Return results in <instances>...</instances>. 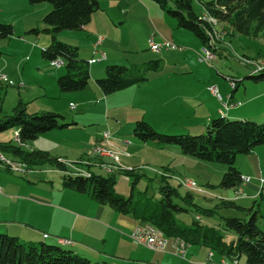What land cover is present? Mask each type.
I'll return each mask as SVG.
<instances>
[{
  "label": "rangeland",
  "instance_id": "374dc122",
  "mask_svg": "<svg viewBox=\"0 0 264 264\" xmlns=\"http://www.w3.org/2000/svg\"><path fill=\"white\" fill-rule=\"evenodd\" d=\"M117 1L119 0H99L102 7L101 12L105 17L109 15L115 19L119 15L120 9L117 6L119 4ZM139 1L141 3L136 2V0L134 2L128 0L133 5L131 17L133 14L136 16L129 20L128 24H119L118 21L116 24H111L109 43H102L100 46L101 52H104L105 55L108 50L110 51V57L91 67L90 86L85 91L69 93H62L57 84L58 78L66 74L65 66L54 65L42 57V50L52 40L51 35L45 31L49 26L43 21L46 14L52 10V6L47 3L40 4L41 7H47L48 11L42 21L39 22V25L33 27V29H38L39 33H34L30 32L32 28L27 27L25 18L22 17L23 19L18 21L7 19L13 18L11 17L12 12L8 6H3L0 3V19L6 18L4 19L6 21H0V23L12 24L15 31L10 39L0 40V50L4 53V56L0 58V77L5 76L8 79V82L0 79V100H2L0 118L13 115L15 108L20 103L26 106L29 114L55 112L65 116L69 121H72L73 117L84 113V124L86 125L84 129L53 130L60 134L59 140L69 138L75 142L83 139L84 146L86 145L87 148L84 151V160H86L84 161V171L76 166L81 160L71 157L72 161L76 162H65L60 158L65 164L69 163L67 164L69 168L66 173L89 175L90 171H95L99 174L114 176L116 192L124 197L132 195L136 200L139 198H149L152 201L160 200L163 196L161 187L170 184L179 193L178 196H174V201L189 209L177 212L176 217L186 224H191L194 219H198L203 224L223 228L227 241L235 239L237 233L232 230H224V218L240 217L249 219L248 210L252 205H255L259 209L258 225L264 230V148L257 149L258 147H256L253 150V152L256 150V155L253 152L238 154L236 165L243 171L244 175L249 176L257 172L259 182L262 181L259 190L245 187L246 193L239 195L237 193L239 188H222L219 185L227 169V165L222 162L206 161L194 157L200 164L190 165L187 163L188 172L186 173L188 174H186L180 160L170 149L168 150L172 147L179 148V145L159 147L156 146L154 141H146L149 142L146 143L134 137L137 143L128 148L122 138V136H130V134L134 136L136 117L145 113H148L147 119L152 120L151 122L156 125L154 128L159 132L167 134L204 133L208 124L206 116H209L212 120L216 111L219 112L220 109L225 112L220 116H226L227 112L224 104L229 102L240 109L238 114L241 115V118L235 120L250 119L263 122L264 81L256 83L247 77L252 75L253 71L263 69H257L258 64L264 67V39L237 34L234 36L224 35L225 32H221L222 28L218 26L215 33L216 39L220 42L218 48L221 49L220 52L223 56H216L214 53L213 55L207 52L216 60L206 62L204 61L206 57L204 47L193 33L179 29L177 21L162 11L155 2L151 0ZM142 3H150L154 7L156 6L161 12V16L152 13L151 23L148 20V10ZM194 6L196 12L201 14L203 11L201 2L195 0ZM174 25H176V32H174ZM157 28H160L162 32ZM102 36L105 37L104 34ZM98 37V34H89L88 30L62 31L57 34L59 41L78 47L80 57L86 60L95 53L94 45H96ZM152 38L157 44L168 41L176 47L171 50L174 56L168 57L167 68L164 73L177 70L176 72L179 74V78L173 80V82L157 84L155 94L163 98L172 92H183L186 99L191 98L192 101L190 99L186 100L174 109L166 106L161 101H152L151 94H149L150 90L145 93L134 87L104 96L97 85L93 86L96 80L106 77V74L92 76L93 69L103 67L105 72V68L109 63V65L131 66L132 64L141 65L148 62V54L152 53V50L147 47H149ZM137 48H141V51L137 52ZM160 53L158 52L157 59L161 58ZM100 58L96 56V59L99 60ZM211 77L213 80L209 81L208 78ZM230 80L233 82H230ZM219 82L223 83L222 87ZM232 83L238 84V90L230 101L234 89ZM210 87H218L219 95L224 101L220 100L219 95L214 96L211 94ZM224 90L228 92L227 98L223 97ZM83 93L84 103H81L82 105L78 103L79 101H73L74 104L80 106V109L75 111L70 109L69 102H65L64 95H83ZM197 96L199 98H194ZM156 113L159 116L153 117ZM118 114L123 118V122L120 124L117 122V118L120 116ZM119 118L121 119V117ZM107 131L111 134L109 140L104 138ZM17 132L15 129L1 132L0 141L3 140L2 142H4L12 139L13 143L17 144V142H20ZM98 144L101 147L116 150V154L107 151L95 152V148L99 147ZM122 149H128L131 153V157L127 159L129 162L123 159L125 153ZM257 150L259 153H257ZM3 152H0V166L18 173H25L27 167L25 162L9 159L11 153H8L6 149ZM98 155L113 157L117 161V165L112 167L111 171L108 168L100 167ZM118 157L122 158L121 162ZM123 163L132 165V167L128 168ZM170 166L172 172H168ZM177 166L181 168L179 169ZM45 169L59 172L58 168L54 169L49 165ZM181 175H188L187 177L196 181L197 187L189 185L190 179L182 181ZM51 179L55 180L53 176ZM60 179L57 177L55 181L59 182ZM189 195L192 198L188 197ZM84 196L88 195L85 194ZM223 200L234 201V205H225ZM138 227L146 230H159L151 225ZM176 239L184 241L181 238H172V240ZM187 245L189 246V244ZM193 246L200 245L194 244ZM219 257L220 254L214 251V259L217 261ZM221 259L235 260L238 264H248L245 254L239 259L226 256H222ZM94 261L93 263L96 264Z\"/></svg>",
  "mask_w": 264,
  "mask_h": 264
},
{
  "label": "trees",
  "instance_id": "16d2710c",
  "mask_svg": "<svg viewBox=\"0 0 264 264\" xmlns=\"http://www.w3.org/2000/svg\"><path fill=\"white\" fill-rule=\"evenodd\" d=\"M151 1L174 18L179 28L193 33L201 41L206 52L214 53L216 56H223L221 49L218 48L220 42L216 39L215 30L218 26L222 28L221 32H225L224 35L237 34L264 39V0H198L202 5L201 14L195 10V0ZM29 2L32 5L47 3L52 6V10L43 19L49 26L45 31L51 35L52 40L42 50V57L51 63L60 61L65 66L66 74L57 80L60 91L69 93L86 90L91 81L89 61L80 57L78 47L59 41L57 34L62 31L84 30L92 22L93 16L102 11L99 0H29ZM14 32L12 24L0 23V40L10 39ZM30 32L39 33V30L31 29ZM2 56L4 53L0 50V58ZM160 68V60L131 67L109 65L106 68V77L97 80V85L105 95H110L144 84L149 80V75ZM247 78L256 83L263 82L264 68L261 71H253ZM237 87L238 84L233 93ZM1 104L2 100L0 113ZM72 125L75 123H66L65 117L55 112L29 114L26 106L20 103L13 115L0 118V133L15 129L18 131L20 142L13 144L0 141V150L6 149L28 166L48 164L60 169L63 172L64 187L87 193L101 204L130 214L140 223L158 228L168 238H181L189 245H204L226 257L239 259L245 254L248 264H264V230L258 225L259 209L255 205L248 210L249 219L224 218V230L237 233L235 239L227 241L223 228L203 224L198 219H194L191 224L180 221L176 213L189 209L174 201V196H178L179 193L170 184L161 187L163 196L160 200L152 201L149 198L136 200L132 195L124 197L116 192L114 176L95 171H90L89 175L66 173L69 167L60 158L52 156L47 151H25L21 148L23 144L37 139L44 133ZM134 135L142 141H154L158 145L176 144L185 155L226 164L227 169L219 185L222 188H238L243 183V173L236 165L237 156L250 153L257 146L264 144V121L235 120L221 116L213 119L204 133L167 134L140 120L134 126ZM188 197L192 198L190 195ZM223 204L234 205V201L223 200ZM159 230L158 232L165 237ZM0 264L94 263L89 257L66 247L60 241L59 243L25 241L16 235L0 232Z\"/></svg>",
  "mask_w": 264,
  "mask_h": 264
},
{
  "label": "crops",
  "instance_id": "0c3cea01",
  "mask_svg": "<svg viewBox=\"0 0 264 264\" xmlns=\"http://www.w3.org/2000/svg\"><path fill=\"white\" fill-rule=\"evenodd\" d=\"M134 1L132 0V2ZM137 1L141 3L139 0H136V2ZM117 2H119L117 6L120 9V13L117 17H115V19H113V17H110L109 15H106L107 17H105V15H103V13L100 11L101 13H96L93 16L92 22L84 29L88 30L89 34H98V38L102 37L104 39L103 44L109 43V37L111 35L109 29L111 28V24H116L118 21L119 24L126 25L129 23V20L136 17L134 14L131 17V10L133 8V5L128 2V0H119ZM0 3L3 6H8L9 10L12 12L11 17L13 18L7 19L18 21L25 18L27 27L32 29L33 27L39 25V22L42 21V18L48 11L47 7H41L40 4L32 5L29 0H0ZM142 4L145 5L148 10V20H150L151 23L152 20L150 17H152V13H157L159 16H161V12L159 11V9H157L156 6L154 7L150 3ZM4 19H0V21H6ZM175 27L176 25L173 26L174 32H176ZM157 29L161 31L160 28ZM103 34L106 38L102 36ZM154 37H156V35H154ZM152 40L153 38L150 41ZM153 41L157 44L155 40ZM165 42L162 41L160 42V44H163ZM100 46L97 49L99 50V52L96 54V48L94 45L95 56L93 54L92 57L87 60L89 61V63L90 61L95 59L96 56L101 57L102 53H104L101 52ZM147 48L151 50L150 42L149 47ZM137 49V52L141 51V48ZM171 50L172 49H162L160 51L161 58L159 59H157L158 52L151 51L152 53L148 54L149 61H161V68L157 72L151 73L147 82L135 87L139 88V90L145 93H148V90H150L149 94H151L152 101H161L163 104H166V106L173 107L175 109L186 100L188 101L190 99V101H192L191 98L186 99L183 92H172L166 95L168 96V98H166V96L162 98L154 92L157 89V84L173 82V80L175 81L179 78V74L176 72L177 70H172L170 72L164 73L167 68L166 66L168 57L174 56L173 53H171ZM109 53L110 51L108 50L105 55L106 58L110 57ZM106 58L104 60H106ZM98 63L100 62L90 64V66L92 67L93 65H96ZM111 63L115 64L114 62ZM109 64H107V66H109ZM131 66H134V64H132ZM106 68L105 72L103 67L93 69L92 76L105 75ZM208 79L209 81L213 80L212 77ZM206 81L208 80L206 79ZM219 84L222 87L223 83L221 84V82H219ZM96 85L97 80L93 86ZM217 89V95H219V88L217 87ZM237 90L238 87L236 88L235 92H237ZM235 92H232L230 101L234 98ZM211 94L216 96V94H214L212 91ZM83 96L84 93L83 95H64V99L66 103L69 102L70 109H72L71 105L75 106V109H72L73 111H75L80 109V106L74 104L73 101H79L78 103L82 105L81 103H84ZM104 96L108 95L104 94ZM223 97H228V92L226 90H224ZM194 98H199V96ZM219 98L220 100H223L220 95ZM235 106L226 110L227 113L224 117L230 119L241 118V115L238 114L240 109H237ZM224 113L225 112H223L221 109L219 110V112L216 111V113L214 114L215 117L213 119L221 117L220 114ZM147 114L148 113H145L144 115H138L135 120L136 123L140 120H144L151 124L153 127L156 126L155 124H153V122H151L152 120L147 119ZM119 115L120 114H118V116ZM158 116L159 114L156 113L153 117ZM119 117H121V119ZM119 117L117 118V122H119L118 124L123 122L122 116L120 115ZM206 117L208 124H210L213 119L211 120L209 116ZM72 119V121H69L65 117V122L70 124L75 123V125L58 129L75 128L78 130H82L86 126L84 124V113L82 115L73 117ZM59 136L60 134L52 130L42 134L35 140L23 144L21 148L25 151H47L54 157L62 158L65 162H76L72 161L71 157L76 158V160H81V162L77 163L76 166L78 167V169L84 171V161H86L84 160V151L87 149L85 147L86 145L84 146V140L79 139L75 142L70 140L69 138L59 140ZM134 137L136 138L137 136H133L131 134L130 136H122L123 141L128 145V148L131 145L137 143ZM109 139L110 138H108V140ZM136 139L138 140L139 138L137 137ZM5 142L13 143V140L11 139L4 141V143ZM167 145L175 144L158 145L156 143V146L159 147H165ZM257 147V149L264 148V144ZM169 149L172 153L175 154L178 160H180V164L184 166L185 173L188 172V168L186 167L187 163H189L190 165L200 164L197 160H195L196 158H194L193 156L185 155L180 147H172L168 148V150ZM122 150L125 153V155H123V159H126V162H129V160L127 159L131 157V153L128 151V149ZM113 151L116 154V150ZM0 152L4 153L2 149L0 150ZM7 152L10 153L9 151ZM253 153L255 154L256 150ZM257 153H259L258 150ZM97 157L99 166L108 168L109 171H111L112 167H115L117 165V161L111 156L98 155ZM118 158V160L121 162L122 158ZM259 158H261V156ZM9 159L21 161L19 157H15L13 154H11ZM123 165L127 166L128 168L132 167V165H126L124 163ZM46 166H48V164L42 166L27 165L26 170L24 171L25 173H18L9 168L0 166V232L16 235L25 241H45L49 243H59V238L69 239L73 241V244H69V242H67V244H64L66 247L75 249L82 255L89 257L92 261L95 260L94 262H96L97 264H102L105 262H109L112 264H209V262L212 260L216 261V259H214V251L204 245H189L187 247L185 257H181L176 254L175 247L173 246L172 241H169L166 249L163 251L153 250L148 246L137 242L133 238V232L138 226H144L147 224L140 223L130 214L119 212L107 204L99 203L96 199L92 198L87 193L79 192L71 188L62 186L63 172L51 165L49 166L57 169L59 172H55V170L51 169H45ZM168 168L170 169L168 172L173 171L171 166ZM177 168L180 169L181 167L177 166ZM241 172L243 173V171ZM57 173H59L60 175H58ZM52 176L53 178H55V180L57 179V177L61 179L59 182H56L55 180L51 179ZM187 176L188 175H181V180L184 181L185 179H190ZM243 177H250V180L247 182L243 181L242 185L238 187L239 189L237 190V193H239V195H243L246 193L245 187L253 190L260 189L262 181L259 182L260 180L258 179L257 172H254L253 175L249 176H246L243 173ZM85 194L88 196H84ZM206 248H208L209 250L207 251ZM221 257L222 255H220L218 260H220Z\"/></svg>",
  "mask_w": 264,
  "mask_h": 264
},
{
  "label": "built area",
  "instance_id": "2783aa9c",
  "mask_svg": "<svg viewBox=\"0 0 264 264\" xmlns=\"http://www.w3.org/2000/svg\"><path fill=\"white\" fill-rule=\"evenodd\" d=\"M103 40L104 39L102 37L98 38V41L95 45L96 54L99 52V50H97V49L103 43ZM150 48L152 51L160 52L162 49H175L176 47L169 42H165L163 44H156L152 40V41H150ZM105 58H106L105 54L102 53V56L99 60L95 58L92 61H90V64L100 62V61L104 60ZM213 60H216V59L213 56H211L209 53L206 52V57L204 58V61L210 62ZM53 64L60 66V65H62V62L55 61V62H53ZM262 68H264V67L260 66L259 64L257 65V69H262ZM0 79H2L5 82H8V79L6 77H1ZM232 85H233V88H235V86H236L235 83H232ZM210 90L214 94H216V95L218 94L217 87H211ZM224 106H225L226 110H228L229 108L233 107L234 105L232 103H227V104H224ZM71 108L75 109V106L71 105ZM104 137L108 139L110 137V132L109 131L105 132ZM97 151H107L108 153L115 154V152L113 150H110L106 147H101V145H99V147L95 148V152H97ZM249 180H250V177H243V181L247 182ZM190 186L197 187V183L194 180L190 179ZM0 192H1V189H0ZM132 235H133V238L137 242L142 243V244H144V245L148 246L149 248L156 250V251L165 250L169 241L172 240V238H166L164 236L159 235L156 231H146V230L141 229L139 227H137L135 229V231L133 232ZM59 240L70 241L73 243L72 240L65 239V238H59ZM172 242H173V246L175 247L176 254L181 256V257H185L188 246L182 242H177L175 240H172ZM209 264H230V263H227L226 261H222V259H220L219 261H213L212 260L209 262Z\"/></svg>",
  "mask_w": 264,
  "mask_h": 264
},
{
  "label": "bare ground",
  "instance_id": "6f19581e",
  "mask_svg": "<svg viewBox=\"0 0 264 264\" xmlns=\"http://www.w3.org/2000/svg\"><path fill=\"white\" fill-rule=\"evenodd\" d=\"M16 134H17V136L19 135L18 132H17ZM189 185H190V184H189ZM141 229H142V228H141ZM144 230H146V229H144ZM146 231H156L159 235H161V233H159L158 230H155V229H154V230H153V229H150V230L148 229V230H146ZM161 236H162V235H161ZM171 241H172V240H171ZM175 241H177V242H182V243H184L185 245H187V244H186L184 241H182V240H179V239L177 240V239H176ZM67 242L72 243V242H70V241L60 240V243H62V244H63V243L66 244ZM187 246H188V245H187ZM222 261H226L227 263H230V264H238L237 261H230V260H228V259H222Z\"/></svg>",
  "mask_w": 264,
  "mask_h": 264
}]
</instances>
